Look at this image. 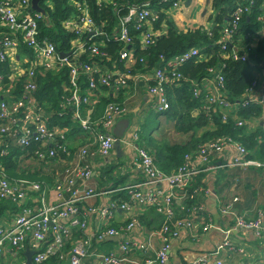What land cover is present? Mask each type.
I'll use <instances>...</instances> for the list:
<instances>
[{"label":"built area","instance_id":"obj_1","mask_svg":"<svg viewBox=\"0 0 264 264\" xmlns=\"http://www.w3.org/2000/svg\"><path fill=\"white\" fill-rule=\"evenodd\" d=\"M66 1L72 11L59 24L62 31L72 37L66 40L67 47L59 51L47 36L40 35L38 22H47L41 7L38 11L32 10L30 0H0V62L7 65V70L0 72V200L8 198L18 206V214L12 223L8 226L0 224V256L10 248L21 253L18 264H24L23 247L28 238L29 248L33 250L30 264L63 257L67 264H85L91 238L99 241L103 236L129 232L140 223L139 213L148 209L161 216L159 226L148 234V238L155 239L158 245L153 247L149 243L123 239L116 251L98 255L100 264H165L170 241L178 236L180 228L192 239L197 237L198 230L219 232L218 243L211 250L200 253L190 264H224L218 255L228 246V237L233 230H250L260 239L264 225L257 218L246 219L242 214H234L227 227L214 224L209 216H204L202 203L196 199L197 194H209L210 189L202 185L192 187L193 177L207 167L259 166V162L246 157L248 149L244 145L227 134L212 136L185 152L182 161L173 169L163 171L154 163L152 153L140 143L137 133H133L128 141L133 152L131 163L142 178L118 188L125 192L124 198H111L101 207L87 208L107 223L118 209L125 213V222L79 238L72 242L66 254L63 253L62 249L71 239V231H80L86 225L79 203L110 192L92 188L85 181L95 165V158L101 159L104 167L109 160L116 139L110 129L127 112V99L121 100L120 96L128 88L133 91L142 82L150 109L161 113L168 108L165 88L186 82L192 97L200 103L199 108L191 111L193 116L202 112L208 123H214L216 116L220 122L231 121L235 127H249L248 119L237 116L240 106L248 103L259 106V113L250 118L259 120L255 128L264 135V59L258 65L259 69L253 70L248 87L238 96H232L225 87L219 66L207 67L204 76L198 79L181 74L179 66L182 64L207 58L196 46L167 59L159 55V63L148 66L139 51L153 46L156 38L165 33L166 23L164 19L156 23L158 12L147 2L139 5L125 0ZM91 1L96 6L110 8L112 19L102 18L96 23L89 13ZM184 2L172 0L168 8L158 11L167 15L168 9L186 7ZM43 5H50L49 0ZM253 9L258 13L250 19ZM207 10L212 16L210 4ZM242 20L251 21L258 27L252 32L242 30ZM209 21V27L198 25L195 28L211 40V44L218 45L222 59L247 61L248 52L255 48L257 38L264 33V0H234L220 22H214L211 17ZM108 27L109 32L105 30ZM106 40L114 42V47ZM20 42L26 50L15 61ZM63 68L66 79L61 82L62 93L55 114L60 119L67 115L68 124L57 125L50 123L52 113L37 99L36 91L38 79L46 72L57 73ZM98 104L101 108L95 115L93 110ZM231 112L233 118H230ZM71 127L85 134L83 144L74 150L66 142V133ZM30 141L36 143L34 150L26 151L31 159L59 160L63 165L60 171H53L52 202L45 199L46 181L10 177L3 167L1 158L10 147L22 151ZM230 150L233 152L229 161L211 164L212 158ZM70 155L72 159H69ZM77 181L81 191L75 185ZM64 192L66 197H63ZM185 198L192 200L189 206L184 203ZM234 201L235 197L229 203L220 202L219 213L223 216L230 213ZM148 247L153 252L152 257L137 261L127 255L131 249L143 251ZM260 264H264V259Z\"/></svg>","mask_w":264,"mask_h":264},{"label":"crops","instance_id":"obj_2","mask_svg":"<svg viewBox=\"0 0 264 264\" xmlns=\"http://www.w3.org/2000/svg\"><path fill=\"white\" fill-rule=\"evenodd\" d=\"M209 0H194L189 3L204 4L197 14L196 25L192 24L194 21L184 22L183 17L180 16L182 11L179 10H167V16L174 17L172 22L180 30H188L195 28L196 26L209 27L211 21L205 18L206 12L208 13ZM187 5V6H189ZM206 5V8H205ZM186 6V7H187ZM174 11V13H171ZM21 52L18 50L15 53L16 59L21 57ZM12 63V62H10ZM134 94V95H133ZM145 88L142 82L138 83V86L133 91L128 88L121 93V100L127 99V112L125 115L118 118L115 124L111 127L110 131L113 135H120L118 140V148L112 150L109 156V160L105 167L101 166V159L95 158V165L90 173L85 184L92 188H97L102 191H110L108 194L92 197L90 199L81 201L79 203V210L83 213L85 219V228L82 230H72L71 239L65 244L63 253L69 250L73 241L89 236L94 232L103 231L107 226L116 227L119 224L125 222V213L120 210H115V215L112 220L107 221L96 213L89 212L87 208L101 207L106 202L115 197L124 198V191H119L118 188L124 186V184L130 181H137L142 178L140 171L133 167L131 163V157L133 152L131 150L128 141L131 140L133 133H137L140 143L144 145L151 153L152 149L149 142L158 143H170V142H184L186 138L185 133L175 131L173 127V121L166 119L162 113L154 112L149 117L146 116L149 113L150 107L146 98L144 97ZM96 115L99 110H93ZM151 114V113H149ZM230 118L234 117V113H229ZM61 121V120H60ZM249 127L245 128V132H250L257 127L259 120L250 118L247 120ZM57 124V123H56ZM58 125V124H57ZM216 128L214 123H207L206 125L195 130V137H199L205 131H212ZM85 134L76 127H71L66 133L67 146L71 149H77L83 144L85 140ZM26 152V151H25ZM221 153L218 156L211 159V164H221L224 161H229L231 153ZM230 153V154H229ZM252 156V157H248ZM20 157V158H19ZM247 158L255 160L260 163L259 166H232L209 169L208 167L201 171L198 175L192 179V187L196 188L200 185L206 186L210 189L209 194H197L196 199L202 203V213L204 216H209L214 224H219L223 227H227L231 224L234 214H242L246 219H259L261 224L264 225V162H261L255 157V153L252 150H248ZM69 159H72L71 155ZM23 160L24 165L30 164L31 161L35 164L36 171L31 174L32 180L46 181L47 188L45 190L46 202H52L54 200V191L51 186L54 183L53 171H60L63 165L59 160H33L30 158L28 152L23 153V156L19 155L16 162L19 163ZM106 160H103L105 162ZM10 177H20L19 171L14 169L10 173ZM24 176V175H23ZM29 178V177H26ZM64 185V184H63ZM78 190L81 191L79 182L76 184ZM111 190H114L111 192ZM179 192H177L178 194ZM67 193H63V197H66ZM62 197V196H60ZM235 197L236 201L231 203V212L223 216L218 211L219 203H229L231 199ZM179 200H176V203ZM30 204H34L31 202ZM18 214V206L11 202L8 198L0 200V224L2 226H8L12 223L15 216ZM139 224L132 228L127 233H119L117 235L103 236L99 241L95 238H91L89 242V250L84 257L85 264H100L98 262L99 254H106L108 251H116L119 243L123 239L133 240L138 243H149L153 247L158 245L155 239L150 240L148 234L150 231L159 226L161 216L152 209L142 211L138 215ZM65 222V220H63ZM220 240L219 232L210 230L208 232L197 231V237L192 239L188 236L186 230L180 228L178 230V236L171 239L168 250V260L165 264H190L191 260L197 257L200 253L211 250L216 243ZM41 245H43L41 243ZM30 241L28 238L24 242L23 252L25 250H31ZM240 248V251L238 250ZM9 252H5L0 256V264H14L16 252L10 248ZM33 251V250H32ZM119 252V251H118ZM127 255L133 260H141L143 258L152 257L153 252L148 247L143 251L131 249ZM24 256V255H23ZM218 258H221L224 264H260L264 259V229L260 239L253 235L250 230H233L228 237V246L224 247V250L219 253ZM42 264H67L65 257L61 259L50 258L48 261Z\"/></svg>","mask_w":264,"mask_h":264},{"label":"trees","instance_id":"obj_3","mask_svg":"<svg viewBox=\"0 0 264 264\" xmlns=\"http://www.w3.org/2000/svg\"><path fill=\"white\" fill-rule=\"evenodd\" d=\"M45 0H38L37 6L42 8L47 18L38 22L40 35L47 36L55 45L56 49L61 51L67 47L66 40L72 37V34L62 31L60 28V20L65 18L72 10L66 0H49L50 5L44 6ZM129 2L140 3L147 2L148 6L153 11L158 12L156 23L162 19L166 23V31L163 35L156 38L153 46L146 50L139 51L140 54L145 56L146 63L149 67L159 63L158 56L162 55L167 59L175 54H179L188 47L196 46L200 52L206 55V59L202 61H188L181 66L179 70L183 76L189 79H198L205 74L207 67L219 66L220 72L224 78L225 87L229 94L238 96L249 85L253 76V70H258V65L264 59V33L263 36L257 38L255 48L250 50L247 54V61L232 62L227 59H222L218 45L211 44V40L207 39L198 28L188 30L178 29L169 16L161 11L160 8H168L172 0H125ZM234 0H209L212 10L215 11L214 22L218 23L225 17L233 6ZM90 17L98 23L100 19H112L110 8L99 7L94 2L89 3ZM258 11L253 9L249 14L250 19L257 14ZM155 23V24H156ZM257 24H252L251 21L242 20L240 28L242 30L254 31ZM109 32L110 27L105 29ZM264 31V28H263ZM216 38V35H214ZM108 41L110 47H114V42ZM204 45V46H202ZM19 52L23 53L26 49L22 42L17 46ZM110 49V48H108ZM7 65L5 62H0V72H5ZM65 69H61L57 73L46 72L43 77L38 79V87L36 97L39 101L44 102V106L52 113L49 117L50 123H57L59 125H67L68 118L65 115L60 119L55 113L58 111V102L62 93L61 82L66 79ZM166 98L168 101V108L161 112L166 118L173 121L175 131L187 134V139L184 142H170V143H152L149 142L152 149L154 163L163 171H170L182 161V156L189 149L193 148L200 141L221 134H227L232 138L238 140L248 150L255 153V157L261 162H264V135L259 128H255L250 132H245V127H235L231 121L226 123L220 122L218 117H213V122L216 128L212 131H205L199 137H195V130L206 125L208 120L206 116L199 112L193 116L191 111L200 107L198 99L193 98L189 84L181 82L179 85H171L165 88ZM101 104L96 106L100 110ZM95 109V110H96ZM259 113V106L248 103L245 106H240L237 116L243 119ZM61 120V121H60ZM49 123V124H50ZM246 130V129H245ZM36 143H30L20 151L17 147H10L7 153L1 158L5 170L13 172L16 159L19 155L23 156L25 151L34 150ZM247 157V156H246ZM252 157V156H248ZM184 199L186 206L191 204L192 200Z\"/></svg>","mask_w":264,"mask_h":264},{"label":"rangeland","instance_id":"obj_4","mask_svg":"<svg viewBox=\"0 0 264 264\" xmlns=\"http://www.w3.org/2000/svg\"><path fill=\"white\" fill-rule=\"evenodd\" d=\"M194 0H192L193 2ZM204 4H197V3H191L189 6L187 7H184V9H182L181 13H180V16L183 17L182 21L186 22H190V21H194V23L192 24L193 26L196 25L195 21H196V17H197V14L198 12L200 11V9L203 7ZM207 6H209V3L207 4ZM205 8H206V5H205ZM169 10H173V9H169ZM171 13H174V11H172ZM213 14L215 16V11L213 10ZM212 16L206 12V16L205 18L208 20L210 17L212 19H214V16ZM173 14H170V19L172 20L174 17L172 16ZM151 113V114H149ZM149 113L146 114L147 117H149L150 115L154 114L152 110H149ZM167 119V118H166ZM186 137H187V134H186ZM14 169L18 170L19 171V174L21 178H25V179H28V180H32V178L30 177H35L34 176H30L31 174H33L37 169L35 167V164L31 163L30 164H27V165H24L23 167V160H21L19 163H15V167ZM6 171V174L11 176V172L10 171ZM24 175V176H23ZM26 177H29V178H26ZM21 260V253L20 252H16V257L14 259V264H18L19 261Z\"/></svg>","mask_w":264,"mask_h":264},{"label":"water","instance_id":"obj_5","mask_svg":"<svg viewBox=\"0 0 264 264\" xmlns=\"http://www.w3.org/2000/svg\"><path fill=\"white\" fill-rule=\"evenodd\" d=\"M37 1L38 0H30V4H31V9L32 10H35V11L40 10V8L37 6ZM190 2H191V0H185L184 5L187 6V5H189ZM206 2H207V0H206ZM59 55L62 56L63 54L60 52ZM120 135H118V134L117 135H114L115 138H116L114 140V143H113V148L114 149H117L118 148V143H119L118 142V138L120 137ZM32 253H33L32 250H25L23 252V255H24V258H25L24 264H30Z\"/></svg>","mask_w":264,"mask_h":264}]
</instances>
